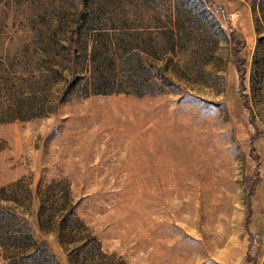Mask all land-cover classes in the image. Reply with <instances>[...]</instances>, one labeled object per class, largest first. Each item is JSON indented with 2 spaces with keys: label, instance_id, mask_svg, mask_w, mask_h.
Segmentation results:
<instances>
[{
  "label": "rangeland",
  "instance_id": "374dc122",
  "mask_svg": "<svg viewBox=\"0 0 264 264\" xmlns=\"http://www.w3.org/2000/svg\"><path fill=\"white\" fill-rule=\"evenodd\" d=\"M2 232L0 264H264V0H0Z\"/></svg>",
  "mask_w": 264,
  "mask_h": 264
},
{
  "label": "trees",
  "instance_id": "16d2710c",
  "mask_svg": "<svg viewBox=\"0 0 264 264\" xmlns=\"http://www.w3.org/2000/svg\"><path fill=\"white\" fill-rule=\"evenodd\" d=\"M0 235L4 238H7L9 240L12 239H17L20 241L28 239V237L31 236L30 233H22L18 235V233H9V232H2ZM45 252V254H43ZM44 252H40V250L37 248H34L33 250L29 251L27 255L23 257V260H14L13 262H9V264H29L28 261L35 262L37 264H60V261L56 259V254L54 252H47L45 251L44 247ZM47 252V253H46ZM30 259V260H28Z\"/></svg>",
  "mask_w": 264,
  "mask_h": 264
}]
</instances>
